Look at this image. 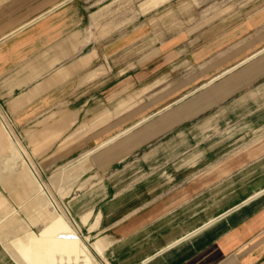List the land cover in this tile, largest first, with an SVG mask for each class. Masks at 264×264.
<instances>
[{
	"label": "crops",
	"instance_id": "1",
	"mask_svg": "<svg viewBox=\"0 0 264 264\" xmlns=\"http://www.w3.org/2000/svg\"><path fill=\"white\" fill-rule=\"evenodd\" d=\"M144 1L134 19L127 0L0 2L11 136L102 264H264V19L204 25L133 58L144 15L174 0ZM30 142L44 143L36 156ZM7 145L0 184L14 190L32 173ZM0 264H19L1 242Z\"/></svg>",
	"mask_w": 264,
	"mask_h": 264
},
{
	"label": "rangeland",
	"instance_id": "2",
	"mask_svg": "<svg viewBox=\"0 0 264 264\" xmlns=\"http://www.w3.org/2000/svg\"><path fill=\"white\" fill-rule=\"evenodd\" d=\"M1 1L4 0H0V2ZM141 1L142 0H127V6L129 7L131 12V19H134L135 16L139 15L136 14L135 10H137L136 7L138 2ZM168 1L169 0H160L156 5L152 6L151 3L153 2V0H145L141 4L140 8L142 9V11H144L145 9L149 11L164 5ZM253 14L259 15V17H263L264 19V0H174L170 4H167L161 8L156 9L155 11L149 12L144 15L143 20H145L149 25H143V41L141 40V43H135L136 45H133L134 47L132 48L134 49L133 51H131V53L133 54V56L135 55V57L133 58H136V55H138L144 49L154 48L155 43L165 42L171 39V37L175 34H179L180 36H184L187 33L197 34L204 27V25H219L220 23L222 25H241L247 20L249 21ZM92 26V29L89 30L90 32L95 33L97 31L108 30L104 28L108 25ZM118 26L119 25H112V28L117 29ZM112 28L110 29L112 30ZM0 121V128L5 133V139L4 137L0 139V151L4 149L6 141L8 143L7 150H10L9 140L17 143L19 153H16L15 156L16 159H18V165L22 166L25 169H29L32 173V177L27 172H19L18 175L14 177V179L10 177H5L3 179V183H5L6 185H10L12 179L16 180L22 185H25L28 178L31 179L33 186L32 190L29 193L30 195H32L29 200L28 197H26L24 191H19V185V190L16 188L14 190H7L0 184V195L7 201V203L6 201H4L3 210H0V215L3 218L6 214L5 212H12V218L8 217L4 221H0V242L2 243L3 247L12 254L15 261L17 262L18 259V263L21 264V261L28 262L29 258L28 252L23 247V244L25 243L17 240V238L23 239L25 237L24 234L30 239L36 237V235H38V233L40 232V229H43L45 227L44 224L47 223L45 220L43 209L47 208L48 206L46 210L49 211L50 214L54 212V209L50 207L52 206V203L42 189L41 182L39 181L40 175L38 169L36 168V165L33 163L30 154L28 153L29 149L26 145L27 143L18 139L17 136H11V133H13V125L8 120L7 116L4 114L1 108ZM71 121L72 119L69 122ZM49 143L51 144V142ZM43 144L44 143L30 142L31 153L36 156L38 153H40ZM262 144L263 143H261V145ZM28 160L30 161L33 168L29 166ZM72 163H74V161L64 164L61 170L64 169L63 171L64 175L67 178V181L71 182V184H74L78 182V178L80 177V175L78 174L80 173H78L79 171L75 170L73 172L67 170L66 166ZM3 175H10V172H4ZM39 192H42L43 196L45 195L48 200L47 203L39 204V202L35 200ZM5 207L6 209H4ZM56 212L58 214H61L62 212L66 219L69 221L66 208L64 206L58 204V209L56 210ZM73 227L78 229L75 224ZM17 232L20 234H18ZM47 234L50 235L51 243L53 246L58 247L60 251L64 250L62 249L64 247L59 245L60 242L58 237H54V235L52 236L49 231H47ZM76 244L87 255L83 257V260L85 262L88 261L89 264H99L93 254L87 251L85 247L80 244V242H76ZM87 245H89V241Z\"/></svg>",
	"mask_w": 264,
	"mask_h": 264
},
{
	"label": "bare ground",
	"instance_id": "3",
	"mask_svg": "<svg viewBox=\"0 0 264 264\" xmlns=\"http://www.w3.org/2000/svg\"><path fill=\"white\" fill-rule=\"evenodd\" d=\"M9 148L10 151L13 153V155L19 153L18 145L14 141L12 142L11 140H9ZM16 183L18 182L16 181ZM18 185L20 187L19 188L20 190L19 189L18 190L21 192L24 191L25 195H27L28 192L32 190V186H33L32 181L29 178L26 180L25 185H22L20 183H18ZM35 200H37L39 204L42 203L45 204L48 201L45 195L43 196L42 192H39ZM3 206H4V202L3 203L0 202V210H3ZM50 207L54 209V212L50 214V212L46 210L48 206L47 208L43 209V213L47 223L44 224L45 227L43 229L42 228L40 229V232L38 233V235H36V237L30 239L24 234L25 237L23 239L17 238V240L25 243L23 244L24 245L23 247L28 252V258H29L28 262L21 261V264H89L88 261L85 262L83 260V257L87 255L76 244V242H80V244L83 245L85 249L92 254L90 250V246L86 244V240L80 236L79 230L74 228L69 223V221L66 219V217L63 215L62 212L61 214H58L53 206ZM4 209H6V207ZM5 213H6L5 215L2 214L4 215L3 218L2 216L0 217L3 221L8 217L12 218L11 211ZM47 231H49L52 234V236L54 235V237H58L60 242L59 245L63 246L64 248L62 249L64 250L60 251L58 247L52 245L51 237L50 235L47 234ZM98 263L102 264L100 261H98Z\"/></svg>",
	"mask_w": 264,
	"mask_h": 264
}]
</instances>
